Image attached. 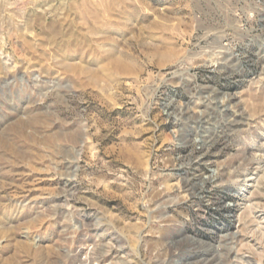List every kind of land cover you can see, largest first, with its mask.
<instances>
[{"label":"rangeland","instance_id":"obj_1","mask_svg":"<svg viewBox=\"0 0 264 264\" xmlns=\"http://www.w3.org/2000/svg\"><path fill=\"white\" fill-rule=\"evenodd\" d=\"M0 264H264V0H0Z\"/></svg>","mask_w":264,"mask_h":264},{"label":"bare ground","instance_id":"obj_2","mask_svg":"<svg viewBox=\"0 0 264 264\" xmlns=\"http://www.w3.org/2000/svg\"><path fill=\"white\" fill-rule=\"evenodd\" d=\"M231 102H232V101H231ZM32 154H33V152H32ZM32 154H31V155H32ZM33 158H34V157H33ZM19 208H20V207H19ZM38 247H39V246H38ZM38 247H37V248H38ZM35 249H36V248H35ZM36 251H37V250H36ZM36 251H35V252H36Z\"/></svg>","mask_w":264,"mask_h":264}]
</instances>
